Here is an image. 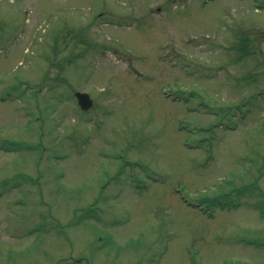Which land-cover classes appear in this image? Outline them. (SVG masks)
Wrapping results in <instances>:
<instances>
[{
	"label": "rangeland",
	"instance_id": "obj_1",
	"mask_svg": "<svg viewBox=\"0 0 264 264\" xmlns=\"http://www.w3.org/2000/svg\"><path fill=\"white\" fill-rule=\"evenodd\" d=\"M0 264H264V0H0Z\"/></svg>",
	"mask_w": 264,
	"mask_h": 264
},
{
	"label": "water",
	"instance_id": "obj_2",
	"mask_svg": "<svg viewBox=\"0 0 264 264\" xmlns=\"http://www.w3.org/2000/svg\"><path fill=\"white\" fill-rule=\"evenodd\" d=\"M76 96L78 99V103L83 109L87 110L93 105V100L90 97L89 93L78 91L76 92Z\"/></svg>",
	"mask_w": 264,
	"mask_h": 264
},
{
	"label": "trees",
	"instance_id": "obj_3",
	"mask_svg": "<svg viewBox=\"0 0 264 264\" xmlns=\"http://www.w3.org/2000/svg\"><path fill=\"white\" fill-rule=\"evenodd\" d=\"M242 45H244V43ZM242 45H241V50L243 51Z\"/></svg>",
	"mask_w": 264,
	"mask_h": 264
}]
</instances>
